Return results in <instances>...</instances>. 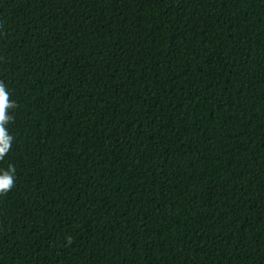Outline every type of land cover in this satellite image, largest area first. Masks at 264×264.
I'll list each match as a JSON object with an SVG mask.
<instances>
[{"label": "trees", "instance_id": "obj_1", "mask_svg": "<svg viewBox=\"0 0 264 264\" xmlns=\"http://www.w3.org/2000/svg\"><path fill=\"white\" fill-rule=\"evenodd\" d=\"M0 264H264V0H0Z\"/></svg>", "mask_w": 264, "mask_h": 264}, {"label": "clouds", "instance_id": "obj_2", "mask_svg": "<svg viewBox=\"0 0 264 264\" xmlns=\"http://www.w3.org/2000/svg\"><path fill=\"white\" fill-rule=\"evenodd\" d=\"M13 107L14 104L9 101L4 84L0 82V158L8 152L13 139L12 136L8 135L7 128L5 127L12 119L10 115H6V110ZM10 185L11 180L7 176L0 179V195L7 192Z\"/></svg>", "mask_w": 264, "mask_h": 264}]
</instances>
